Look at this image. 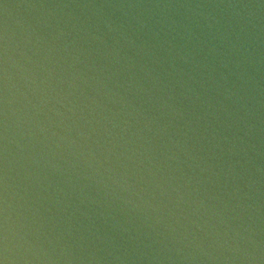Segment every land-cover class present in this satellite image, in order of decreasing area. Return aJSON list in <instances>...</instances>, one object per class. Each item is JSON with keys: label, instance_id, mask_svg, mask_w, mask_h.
Returning <instances> with one entry per match:
<instances>
[{"label": "water", "instance_id": "obj_1", "mask_svg": "<svg viewBox=\"0 0 264 264\" xmlns=\"http://www.w3.org/2000/svg\"><path fill=\"white\" fill-rule=\"evenodd\" d=\"M0 264H264V0H0Z\"/></svg>", "mask_w": 264, "mask_h": 264}]
</instances>
